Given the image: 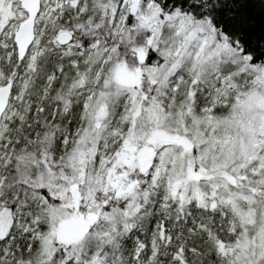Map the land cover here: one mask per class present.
<instances>
[{"label":"snow or ice","instance_id":"6c2138e0","mask_svg":"<svg viewBox=\"0 0 264 264\" xmlns=\"http://www.w3.org/2000/svg\"><path fill=\"white\" fill-rule=\"evenodd\" d=\"M0 264H264V0H0Z\"/></svg>","mask_w":264,"mask_h":264}]
</instances>
